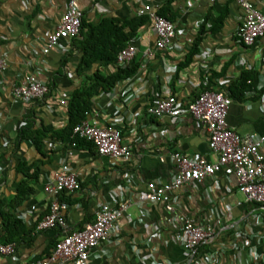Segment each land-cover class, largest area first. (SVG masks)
I'll return each instance as SVG.
<instances>
[{
	"label": "crops",
	"instance_id": "1",
	"mask_svg": "<svg viewBox=\"0 0 264 264\" xmlns=\"http://www.w3.org/2000/svg\"><path fill=\"white\" fill-rule=\"evenodd\" d=\"M69 1L0 0V55L7 59L0 72V245L16 247L13 255L0 251V264H38L64 236L59 228H37L52 201L45 184L63 165L77 173L81 182L78 191L60 198L68 204V231L93 223L103 202L114 208L127 204L124 221L93 251L89 264H152V254L162 264H190V256L175 239L186 217L214 229L213 239L198 252L200 257L218 255L210 264H264V205L247 201L235 174L222 171L202 182L183 185L171 192L169 202L139 198L150 182L172 181L178 173L171 157L175 153L217 160L206 127L185 111L196 97L204 72L216 73V88L227 89L249 67L258 71L259 87L264 88V37L254 45L242 41L245 10L237 0H75L83 18L94 26L103 19H131L151 4L158 11L166 8L178 29L186 31L176 39L181 50H160L151 21L142 26L133 38L138 48L134 59L141 63L138 72L94 98L89 119L101 126L116 123L132 149V157L125 160L101 155L89 143L66 144L51 134L42 149L31 140L14 144L28 118L49 132L69 123L68 106L62 99L67 100L84 81L76 73L82 52L72 47V40L80 34L61 39L49 52L44 51L47 35L60 24ZM247 1L264 13V0ZM202 27L206 35L199 54L177 72ZM98 67L108 74L118 65L98 62L85 72L90 74ZM27 76L48 84L50 91L43 100L25 101L14 95L13 88ZM172 87L183 112L171 117L150 113L154 100L173 93ZM251 97L247 93L245 100H233L228 125L240 134H264V94L258 100ZM118 118L122 120L116 121ZM262 150L264 153V145ZM22 163L40 173L38 180L30 181L34 192L18 203L17 189L25 178L19 169ZM7 209L21 220L17 229L26 232L17 242L4 243ZM139 249L149 259L142 261Z\"/></svg>",
	"mask_w": 264,
	"mask_h": 264
},
{
	"label": "built area",
	"instance_id": "2",
	"mask_svg": "<svg viewBox=\"0 0 264 264\" xmlns=\"http://www.w3.org/2000/svg\"><path fill=\"white\" fill-rule=\"evenodd\" d=\"M218 2L221 0H210ZM243 10L245 19L240 29V36L246 45H254L264 37V13L247 0H237ZM139 15H148L157 34L156 48L160 50L178 49L177 37L186 35L185 30H179L175 22L159 14L151 4H146L139 9ZM83 11L75 0H70L62 20L57 28L50 32L46 38L45 52L59 44L64 38H75L80 34ZM131 40L117 56V65L126 66L136 56L137 45ZM151 55V50L146 52ZM7 65V59L0 55V72ZM50 89L47 83L35 77L27 76L20 84L13 88L14 95L25 101L43 100ZM68 99H62V104H67ZM233 99L223 91L205 90L187 105L185 111L194 119L203 123L208 131L209 147L218 154L216 161L204 157H188L184 154H173L172 160L178 165V173L172 181L164 184L150 182L146 190L139 194L143 202H169L171 192L191 182H202L207 177H212L222 171L233 173L238 178L239 189L247 201L264 205V134H240L231 129L227 116ZM149 112L156 116H176L183 112L177 97L173 93L159 97L149 106ZM118 118L116 121H121ZM73 133L79 138L94 143L101 155L129 160L132 157L131 146L123 141L121 130L116 123L101 126L97 121L85 119L77 124ZM76 145V143H73ZM81 188L80 179L68 165L55 173L53 179L45 184L44 190L51 195L52 201L49 212L38 223L37 228H60L64 236L57 242L52 253L47 259L38 264H89L93 251L109 238L110 231L119 228L123 220L124 209L127 204L114 208L109 203L100 204L93 223L82 229L68 231L66 218L67 202L60 199L62 193H74ZM169 205V203H168ZM172 210L171 205L168 206ZM117 228V229H118ZM214 237V229L186 217L181 230L175 236L190 256V264H210L218 255L210 253L200 257L199 248ZM14 244L0 245L4 254L15 253ZM142 261L149 259L139 249ZM152 254V253H151ZM251 255V253H249ZM152 264H162L152 254Z\"/></svg>",
	"mask_w": 264,
	"mask_h": 264
},
{
	"label": "trees",
	"instance_id": "3",
	"mask_svg": "<svg viewBox=\"0 0 264 264\" xmlns=\"http://www.w3.org/2000/svg\"><path fill=\"white\" fill-rule=\"evenodd\" d=\"M158 12L170 21H174V18L169 15L166 8L163 7ZM149 21L148 15H136L126 20L103 19L100 24L94 26L83 18L80 36L72 40V47L82 52L81 62L77 66L76 73L78 76L83 77L84 81L68 98L67 106L70 117L68 125L62 129L49 132L44 126L36 127L35 121L28 118L24 121L14 144L19 146L24 140H31L37 148L42 149L45 140L51 134L53 139L62 140L66 144L89 143L95 146L93 142L75 135L73 133L74 127L83 120L89 119L94 108V98L96 96L102 92L111 91L120 81L135 76L141 63L136 62L134 59L128 65L118 66L116 71L108 74L104 73L100 67L90 74L86 73L85 70L86 68H93L98 62H102L103 66L115 64L118 53L133 38L138 36L141 27L149 23ZM205 33L206 30L202 27L191 47L185 52L184 61L178 64L177 72L193 62L199 54L200 45L206 35ZM63 62L65 63L66 60H63ZM216 76V73H213L211 70L204 72L202 83L198 92H196V96L205 90H218L225 92L233 100L243 101L246 99L247 93L252 94V100H258L264 94V88L259 87L260 75L258 71L252 68L244 67L237 80L232 82L227 89L216 88ZM172 83L174 84V82ZM172 88L173 94L176 96V90L174 87ZM19 169L25 175V178L17 189L15 200L18 203L28 198L34 192L30 181L38 180L40 173L39 170L32 171V167L26 163H22ZM63 197H65V193L60 195V198L63 199ZM5 215L7 222L5 225L4 238L6 240L4 243L17 242V240L19 241V239H22L26 235V232L17 229V226L22 225V222L14 218L9 209H7ZM60 230L62 231V229Z\"/></svg>",
	"mask_w": 264,
	"mask_h": 264
}]
</instances>
